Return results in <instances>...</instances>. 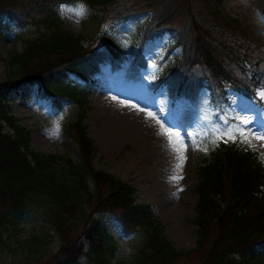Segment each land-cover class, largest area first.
<instances>
[{"label":"trees","instance_id":"trees-1","mask_svg":"<svg viewBox=\"0 0 264 264\" xmlns=\"http://www.w3.org/2000/svg\"><path fill=\"white\" fill-rule=\"evenodd\" d=\"M77 1L0 0V27L6 18L20 26L46 29L43 36L11 55L12 71L0 83V224L8 217L39 213L62 241L53 257L55 264H78L91 255L98 264H110L108 254L114 253L115 244L101 221L107 214L124 234H141L129 264H178L194 255H201V264H264V165L245 142L219 143L211 160L200 167L197 241L190 251L176 248L166 237L153 208L138 202L135 187L95 168L98 149L85 123L89 98L105 75L103 66L109 63L112 70H122L117 54L109 49L95 51L92 44L84 47L82 37L62 27L59 6ZM196 3L194 9L192 0L87 1L100 23L151 15L131 64L123 70L127 82L141 81L148 66L146 46L173 32L182 56L160 84L169 88L173 101L177 97L197 101L200 91L208 89L218 102L215 118L221 121L227 119L221 107L228 101L227 87L248 99L264 88V51L242 40L232 23L212 11L211 0ZM182 17L186 26L176 28L174 22ZM27 84L38 88L40 99L49 100L56 114L67 105L79 107L68 132L78 145L80 162L32 148L31 132L12 115L9 99L10 93ZM80 226L83 230L76 236ZM29 243L28 247L33 241ZM38 246L30 251L37 252Z\"/></svg>","mask_w":264,"mask_h":264},{"label":"rangeland","instance_id":"rangeland-1","mask_svg":"<svg viewBox=\"0 0 264 264\" xmlns=\"http://www.w3.org/2000/svg\"><path fill=\"white\" fill-rule=\"evenodd\" d=\"M87 1L78 0L74 5L59 6L58 17L62 27L75 36L82 37L84 47L92 44L95 51L109 49L117 54L122 70H112L108 66L109 63L103 66L105 75L99 85L93 88L89 98L90 109L85 123L88 126V135L98 149V155L93 161L94 166L135 187L138 190V202L149 204L153 208L165 226L166 237L176 248L190 251L197 241L195 217L199 169L211 160V153L217 147H213L209 142L210 137L198 134L218 125L215 122L218 102L213 100L211 92L207 90L200 91L197 101L180 97L173 102L169 88L160 84L168 70L182 56V48L176 47L175 35L170 31L146 46L148 66L142 72L141 81H125L123 70L131 64L141 34L151 15L142 14L122 23H100L94 14L95 11L88 7ZM196 1L192 0L194 9L199 6ZM81 6L85 9L83 18L76 15V10ZM211 8L219 17H223L224 22L227 20L226 22L233 24L232 28L242 40L260 45L264 51V0H211ZM174 23L176 28H184L185 17ZM45 33L46 29L42 26H20L6 18L2 19L0 83L4 82L12 71L11 55L21 51L28 41L38 39ZM152 65L156 67L153 68ZM248 76L251 77V73ZM72 79L73 77L68 81ZM227 90L228 102L221 103V107L225 110V118L231 119L232 101L239 103L241 98L249 99L233 87H228ZM9 99L12 101V115L31 132V145L34 150L64 155L76 162L81 161L78 145L68 132L69 125L76 120L80 111L77 105H67L56 114L49 100L40 99L38 88L28 84L18 92L10 93ZM130 104H136L137 107L125 106ZM139 108H144L145 111H140ZM148 111H153L161 122L166 119L169 123L177 125L173 130H181L182 136L183 129L186 128L195 137L196 146H189L184 152L186 161L179 172L175 167L179 162L177 153L170 148L168 137L162 134L160 124L148 117ZM139 117H145L150 126L142 139L150 151V159L143 164L144 170L137 169L136 165L132 169L130 167L142 149L138 139L125 132L120 133L118 127L123 121L142 124L138 120ZM57 122L58 135L52 136L50 133L55 129ZM106 122L115 124V136L109 137L105 133ZM165 126L167 127V124ZM6 132L12 133L9 129H6ZM185 142L187 143V138ZM245 143L259 154V159L264 165V140L249 134ZM203 148H207V151L201 150ZM167 155L171 158V165L174 163L171 168L174 173L168 174L167 170L160 169V164L167 168ZM173 175L183 178L173 182L170 180ZM101 221L115 244L114 253L108 254L110 264H129V257L141 244V234H124L117 220L109 214L103 216ZM82 230V226L78 227L76 236ZM35 238L39 240L34 241ZM30 241H33V244L29 248L27 244ZM37 245L38 251L31 252L30 249H37ZM61 247L60 237L35 211L8 217L7 222L0 224V264H55L53 257L58 255ZM85 250L88 251L89 248L86 247ZM201 260V255H194L193 259H184L178 264H201ZM78 264L98 262L95 256L91 255L82 257Z\"/></svg>","mask_w":264,"mask_h":264},{"label":"snow or ice","instance_id":"snow-or-ice-1","mask_svg":"<svg viewBox=\"0 0 264 264\" xmlns=\"http://www.w3.org/2000/svg\"><path fill=\"white\" fill-rule=\"evenodd\" d=\"M76 15L79 18H83L85 15V9L83 6L76 10ZM79 22V21H77ZM153 68L156 65H152ZM113 99H116L113 97ZM257 100L262 103H257ZM123 103V101H121ZM125 106L137 107L136 104H130ZM140 111H145L144 108H139ZM231 112L233 115L231 119H223L218 125H214L207 129L203 133L198 135H204L210 137L209 142L213 147L218 146L220 142L227 143L229 141L237 143L238 139L240 142H247L249 134L255 135L256 139L264 140V90H258L255 94V98H249V100L240 99L239 103L235 100L232 101ZM148 117L156 120L162 129V134L166 135L169 140L170 148L175 151L178 155V163L176 164V170L179 172L182 170L183 165L186 161L184 152L189 146H196L195 137L186 128L183 129V136L181 130H173L177 125L169 123L168 120L161 122V119L154 114L153 111L147 112ZM62 119V116L60 117ZM167 124V127L165 126ZM59 123L55 129L50 133L52 136L58 135ZM187 138V143L185 142ZM207 151V148L201 149ZM183 177L180 175H173L170 177L171 181L178 182ZM183 191V189H180Z\"/></svg>","mask_w":264,"mask_h":264},{"label":"bare ground","instance_id":"bare-ground-1","mask_svg":"<svg viewBox=\"0 0 264 264\" xmlns=\"http://www.w3.org/2000/svg\"><path fill=\"white\" fill-rule=\"evenodd\" d=\"M139 122H141L142 124H138L137 122L135 123V124H132V123H128V122H126V121H123V123H121L120 125H118V127H119V129H120V133H123V132H125V133H127V134H130V135H132V136H134L135 138H137L138 139V141H139V143H140V145H141V147H142V149H141V151H140V153L138 152V155H136L135 156V158H134V160H133V164L130 166L131 167V169L132 168H134V165H136L137 166V169H141V170H144V161H147V160H149L150 158H149V149H148V147H146L147 146V144H145V142L143 141L142 142V139H144L143 137V134L145 133V131H146V129H149L150 128V126H149V124L147 123V120H146V118L145 117H139ZM107 125V126H106ZM115 124H113V122H108V124H107V122L105 123V126H106V128H105V130H106V134H107V136H109V137H113V136H115V129H114V126ZM118 130V129H117ZM119 131V130H118ZM149 131V130H148ZM146 134V133H145ZM91 135V134H90ZM149 144V143H148ZM150 149H152V148H150ZM137 154V153H136ZM149 158V159H148ZM167 160H169V161H167V168H165V167H163L162 166V164H160L159 166H160V169L161 170H163V171H166L167 170V173L169 174V173H174V170H171V168L174 166V163H172V165H171V158H169V155H167V158H166ZM149 162V161H148ZM169 162V163H168ZM158 166V165H157ZM159 166H158V168H159ZM175 166H176V164H175ZM155 168H157V167H154V169ZM160 171V170H159ZM145 172H147V171H145ZM157 173V172H156ZM164 176L165 175H163V179H164ZM167 178V177H166ZM174 182V181H173ZM187 240H189L188 238H187Z\"/></svg>","mask_w":264,"mask_h":264}]
</instances>
